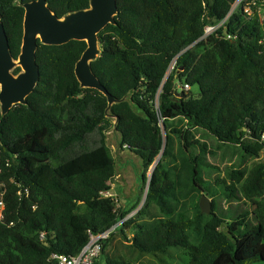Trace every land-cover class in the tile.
Here are the masks:
<instances>
[{"label":"trees","instance_id":"obj_1","mask_svg":"<svg viewBox=\"0 0 264 264\" xmlns=\"http://www.w3.org/2000/svg\"><path fill=\"white\" fill-rule=\"evenodd\" d=\"M18 1L31 0H0L15 58L24 15ZM47 2L58 17L89 5ZM234 2L117 0L114 24L98 33L101 52L92 70L117 99L131 92L110 112L118 117L121 144L140 158L142 185L149 180L145 203L116 232L126 239L129 231V248L139 253L178 248L184 264H264V163L248 171L234 168L228 181L208 184L203 166L209 147L196 137L199 131L201 138L239 146L242 157L264 149V30L257 13L239 10L200 39L205 26L224 18ZM85 47L84 40H37L36 86L26 104L0 113V264H56L53 254H76L88 230L101 232L131 211L119 213L105 195L115 173L106 140L113 123L105 116L106 96L81 88L75 76ZM176 55L177 67L163 83ZM178 84L189 85L182 96ZM194 192L242 200L245 207L218 211L212 198L211 211L201 213L198 202H191ZM103 259L134 264L112 252Z\"/></svg>","mask_w":264,"mask_h":264},{"label":"water","instance_id":"obj_2","mask_svg":"<svg viewBox=\"0 0 264 264\" xmlns=\"http://www.w3.org/2000/svg\"><path fill=\"white\" fill-rule=\"evenodd\" d=\"M117 0H89L86 8L68 12L58 17L48 6L47 0L18 1L24 9L20 51L15 58L9 47L8 37L0 14V113L6 114L16 104H26V97L33 91L39 79V66L35 52L37 40L45 45H61L70 40H84L86 47L75 62L74 73L81 88H94L107 98L105 116L112 120L107 144L113 147L115 173L118 179L128 180L130 170L126 167L138 157L121 144V133L117 130L118 117L110 112L113 103L129 99L131 92L117 99L107 92L92 70L91 62L101 52L98 33L108 24H114ZM20 70L14 73V69ZM182 96L184 91H180ZM140 159V158H139ZM142 168L134 169L133 178L139 180ZM114 173V174H115ZM198 206L201 213L210 212L211 202L202 194Z\"/></svg>","mask_w":264,"mask_h":264},{"label":"rangeland","instance_id":"obj_3","mask_svg":"<svg viewBox=\"0 0 264 264\" xmlns=\"http://www.w3.org/2000/svg\"><path fill=\"white\" fill-rule=\"evenodd\" d=\"M20 68V67H19ZM192 91L197 94L198 93V87L193 86ZM113 123V122H112ZM112 129V128H111ZM110 130L106 132V136L110 135ZM196 137L200 139H205V142L207 143V146L209 147L208 151L205 154L206 162L208 165L203 166L204 170V176L206 180L208 181V184H215L216 179L218 178H225L228 181V173L234 169V168H241L246 169L247 171L252 168L255 164L258 163H264V149H262L258 155L256 156H246L242 157L240 153V147L239 146H232L228 144H222L217 142L212 136L207 135L204 138H201L199 131L196 132ZM245 142H251L249 140V137L244 138ZM113 151V147L111 148ZM113 154V152H112ZM141 167V161L139 157L134 158L133 162L130 163L126 170L130 172V176L128 180L119 179L118 180H112L110 183V194L114 200V205L117 211L119 213L123 210L130 209L131 211L136 210L137 208H141L143 204L145 203V191L146 186L142 185L141 180H137V183L132 180L134 169H138ZM151 168V167H150ZM150 171V169H149ZM148 171V172H149ZM151 173V172H150ZM149 174V173H147ZM150 176V174H149ZM149 180L146 182V185L148 184ZM207 185V184H206ZM208 188H216V186L212 187L210 185H207ZM131 194V197H130ZM202 194H205V196L208 197L209 201H212V198H214V204L217 207V210H225L231 206V211H234L235 209H240L242 207H245L242 200H233L230 201L225 196L217 195L216 197H213L211 195H207L205 192L198 193L194 192V195H192L194 198L191 200V202H194L196 200L199 202L200 196ZM126 197H130V202H125L127 205L122 203L121 199H124ZM132 198V200H131ZM133 204V205H132ZM212 209V203L210 207V211ZM230 212V211H228ZM128 238H124L119 232L115 233L109 240V242L106 244L105 247V254L103 255V258L105 257L107 252H112L116 255L123 256L134 264H184L186 261V256L184 255V251L178 248H171L167 251V253H156V254H148V253H139L134 249H130V240L131 233H128ZM102 264H104V259H102Z\"/></svg>","mask_w":264,"mask_h":264},{"label":"built area","instance_id":"obj_4","mask_svg":"<svg viewBox=\"0 0 264 264\" xmlns=\"http://www.w3.org/2000/svg\"><path fill=\"white\" fill-rule=\"evenodd\" d=\"M243 11L247 14H251L253 10L258 15V19L261 23V26L264 30V5L263 1L261 0H235V2L232 4L228 14L216 22L215 24H208L204 28L203 35L200 37V39L205 38L206 36H209L213 34L215 31H217L220 27L225 26V23L228 21L230 16L237 12V11ZM227 39H233L234 36L231 33H226ZM179 55H176L173 57L168 65V68L165 73V77L163 79V83L167 79V77L174 72V70L177 67V58ZM188 90L189 85L188 84H178L177 89L180 90ZM156 108L158 110V100L156 101ZM261 140L264 142V134L261 135ZM146 190L148 191V184L146 185ZM147 191H145V199ZM107 191L105 192L106 196H111L108 194ZM112 197V196H111ZM3 208H4V202L2 199H0V218L3 217ZM132 210L128 212L127 214L120 217L115 223H113L111 226H109L107 229L94 233L90 230H88V240L87 242L81 247V249L74 255L68 256L65 254H53L51 256L52 259L56 261V264H102V248L103 243L111 237L112 234L116 233L117 230L131 217L135 216L138 210ZM104 264H107L104 262Z\"/></svg>","mask_w":264,"mask_h":264},{"label":"crops","instance_id":"obj_5","mask_svg":"<svg viewBox=\"0 0 264 264\" xmlns=\"http://www.w3.org/2000/svg\"><path fill=\"white\" fill-rule=\"evenodd\" d=\"M118 180V182H119V179H118V177H117V175H116V173L114 174V179L113 180ZM136 180V183H137V179H135ZM130 197H131V194H130ZM130 197H126V198H124V199H121V201H122V203H124L125 204V202H130ZM131 200H132V198H131Z\"/></svg>","mask_w":264,"mask_h":264}]
</instances>
